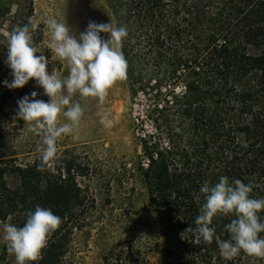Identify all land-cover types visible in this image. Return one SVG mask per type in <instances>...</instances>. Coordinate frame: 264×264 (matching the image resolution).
I'll list each match as a JSON object with an SVG mask.
<instances>
[{
    "label": "trees",
    "instance_id": "trees-1",
    "mask_svg": "<svg viewBox=\"0 0 264 264\" xmlns=\"http://www.w3.org/2000/svg\"><path fill=\"white\" fill-rule=\"evenodd\" d=\"M108 2L117 26L128 32L121 50L129 87L150 98L146 117L154 130L141 138L145 163L139 171L163 230L162 264H264L243 252L225 259L215 240L193 244L179 235L199 212L204 181L227 176L251 182V195L264 196V0ZM36 33L34 46L41 40ZM6 54L0 48V220L19 227L35 206L50 208L61 223L31 264H62L74 230L84 223L87 195L72 160L59 166L41 165L39 157L17 162L12 89L2 83L11 81ZM10 174L18 178L15 188L7 182ZM232 218H213L221 239L228 238L224 225Z\"/></svg>",
    "mask_w": 264,
    "mask_h": 264
},
{
    "label": "rangeland",
    "instance_id": "rangeland-1",
    "mask_svg": "<svg viewBox=\"0 0 264 264\" xmlns=\"http://www.w3.org/2000/svg\"><path fill=\"white\" fill-rule=\"evenodd\" d=\"M28 14L37 25L36 34L41 33L35 47L42 53L36 55L49 58L47 70L61 76L67 75V65L45 47L49 35L44 17L65 21L74 34L83 31L89 20L117 26L108 0H0V48L6 46L12 29ZM100 35L108 38L105 33ZM32 91L38 93L36 99H49L33 79L22 88L12 89L9 109L16 127L13 145L19 164L40 157L38 147H42L40 137L29 130V123L14 118L16 101ZM73 98L85 111L74 132L58 138L57 156L49 164L73 161V173L87 195V211L82 227L73 232L62 264H162L163 230L139 171L145 163L141 138L154 130L146 117L150 98L132 92L127 76L113 83L102 102L78 94ZM59 120L65 122L62 115ZM7 182L15 188L18 178L10 174ZM3 222L13 224L11 219L0 220ZM0 264H15L2 239Z\"/></svg>",
    "mask_w": 264,
    "mask_h": 264
},
{
    "label": "clouds",
    "instance_id": "clouds-1",
    "mask_svg": "<svg viewBox=\"0 0 264 264\" xmlns=\"http://www.w3.org/2000/svg\"><path fill=\"white\" fill-rule=\"evenodd\" d=\"M42 22L49 35L45 47L66 63L67 75L49 72L50 59L43 54L36 55L42 53L33 44L32 33L37 25L29 18L7 37L4 63L10 69L11 81L2 82L11 90L22 88L33 79L49 98L47 101L36 99V91L24 95L16 101L14 117L28 122L29 130L40 137L41 165L56 158L58 138L72 134L81 121L85 109L74 95L96 97L102 102L113 83L126 78L127 60L121 44L128 35L125 26L111 22L89 20L78 34L54 16L44 17ZM101 33L108 38L104 39ZM61 115L65 122H60ZM252 191L251 182L229 181L227 176H220L214 184L204 181L199 187L203 203L192 225L179 234L180 238L193 244L215 240L220 255L228 260L241 252L264 258V236L260 235L264 233V216L260 215L264 211V196L253 197ZM229 215L233 218L224 225L228 238L221 239L215 234L213 218ZM60 223L61 218L50 208L37 205L26 213L22 226L0 223V239L7 252L14 256L15 264H31L40 258L49 235Z\"/></svg>",
    "mask_w": 264,
    "mask_h": 264
}]
</instances>
